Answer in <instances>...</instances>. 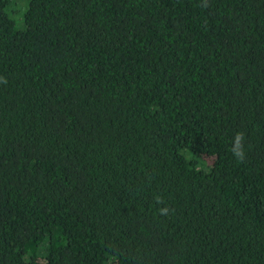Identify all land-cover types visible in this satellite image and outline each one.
<instances>
[{"label":"trees","instance_id":"trees-1","mask_svg":"<svg viewBox=\"0 0 264 264\" xmlns=\"http://www.w3.org/2000/svg\"><path fill=\"white\" fill-rule=\"evenodd\" d=\"M0 264H264V0H0Z\"/></svg>","mask_w":264,"mask_h":264},{"label":"clouds","instance_id":"clouds-1","mask_svg":"<svg viewBox=\"0 0 264 264\" xmlns=\"http://www.w3.org/2000/svg\"><path fill=\"white\" fill-rule=\"evenodd\" d=\"M4 82L6 83V80H4ZM244 137H245V134L243 132L237 133L234 137L233 146L231 148V151L234 154V156L236 157L238 162L243 161V159L245 158ZM157 199L159 202V198H157ZM168 211H169L168 208L160 209V212L163 215H167Z\"/></svg>","mask_w":264,"mask_h":264},{"label":"rangeland","instance_id":"rangeland-1","mask_svg":"<svg viewBox=\"0 0 264 264\" xmlns=\"http://www.w3.org/2000/svg\"><path fill=\"white\" fill-rule=\"evenodd\" d=\"M20 15H21V13H20ZM12 17L16 20V17H15V15L14 14H12ZM16 24L19 26V23L16 21ZM22 26V24H21V22H20V27Z\"/></svg>","mask_w":264,"mask_h":264}]
</instances>
